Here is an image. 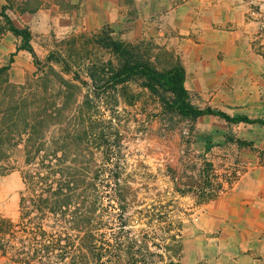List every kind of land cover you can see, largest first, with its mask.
I'll use <instances>...</instances> for the list:
<instances>
[{
	"label": "rangeland",
	"instance_id": "rangeland-1",
	"mask_svg": "<svg viewBox=\"0 0 264 264\" xmlns=\"http://www.w3.org/2000/svg\"><path fill=\"white\" fill-rule=\"evenodd\" d=\"M6 1V12L17 27L22 21H30L32 44L39 60L45 62L50 54L61 56L85 82L79 102L92 93L97 98L99 115L115 122L114 129H108L110 136L113 140L118 135L121 137L120 145L112 146L115 153L108 157L109 162L102 149L93 145V155L79 157L93 162L91 171L95 175L97 169L105 166L104 176L110 182L111 187L106 188L100 200L96 218H102L101 226L106 227V237L112 244V255L105 260L109 264H168L170 260L191 264V256H185L184 241L192 238L191 231L197 227L201 209L196 204L192 187L185 183L195 184L207 179L209 170L206 176L203 174L204 178L200 170L205 162L214 165V171L211 169L208 176L214 188L227 180L236 181V177L255 164L264 163V125L228 123L216 116L194 119L168 108L160 95L142 87L137 80L116 87L107 83L111 72L121 64L120 56L109 46L111 39L127 45L133 58L149 61L160 70L180 63L179 54L169 47V36L174 31L169 28L167 19L160 20V15L167 18L168 9L175 0H125L131 8L127 23L109 22L108 13L104 12L106 15H99L91 26L83 13L82 0ZM51 3H59L61 11L75 14L57 16V7H52ZM191 4L193 14L186 24L191 36L207 32L208 18L227 31L243 18L248 23V43L258 58L246 74H241L250 84L240 86L238 75L233 76L234 84L226 91H191V103L199 108H219L232 115L246 114L252 119L264 120V0H192ZM41 6L50 9L52 15L47 20L41 15L29 17L25 14H33ZM7 26L2 18L0 35L8 30ZM53 65L58 70L63 68L61 64L53 62ZM37 71L36 66L32 74ZM65 77L71 79L74 73L65 74ZM94 83L98 92H94ZM242 88L261 96L256 101L239 105L240 102L232 98ZM24 158L23 148H19L11 160V169L0 178V219L14 224L7 236L9 252L5 255L0 251V264H68L72 261L71 255L62 260L58 254L66 247L69 251L76 249L75 236H64L56 251L57 241L26 237L23 228L30 231L37 226L36 213L31 215L36 221L25 220L23 226L19 223L20 196L26 187L22 174L27 168ZM117 180L123 193L120 201L115 197ZM42 219L48 230H59L60 234L67 235L63 223L54 222L56 218L52 214ZM122 222H125L124 247L116 250L115 238ZM68 233L73 232L69 230ZM127 234L138 242H132ZM42 249L45 253L31 259L35 250L42 252ZM94 260L91 256L90 264H100Z\"/></svg>",
	"mask_w": 264,
	"mask_h": 264
},
{
	"label": "trees",
	"instance_id": "trees-1",
	"mask_svg": "<svg viewBox=\"0 0 264 264\" xmlns=\"http://www.w3.org/2000/svg\"><path fill=\"white\" fill-rule=\"evenodd\" d=\"M2 18L8 25L7 29L21 37L20 48L32 54L38 67V71L22 84L11 83L7 74L9 67H0V178L11 169V160L20 147L23 148L24 163L27 166L22 173L26 187L20 196L19 223L23 226L25 220L36 221L31 218L32 213H36L37 226L30 231L23 228L27 233L26 237L36 241H57L56 251L60 249L64 236H75L76 239H73L77 242L73 243L76 249L69 251L66 247L58 254L62 260L70 254L72 261L68 264H90L91 256L100 264H109L105 257H111L112 244L106 237V227L101 226L102 218L96 220L100 200L110 186L104 176L107 171L104 166L97 169L98 173L95 175L91 171L93 162L79 157L93 155V145L102 149L106 161L109 162L108 157L115 153L112 146L120 145V135L113 140L108 131L115 122L99 115L97 98L92 93L86 94L83 101L79 102L85 82L78 73L71 70L61 56L50 54L45 62H41L32 44L31 31L17 27L7 14L6 7L0 10V20ZM109 46L121 58L120 67L115 68L107 80L110 87L137 80L142 87L160 95L162 102L180 115L194 119L214 115L228 123L264 125L263 119H252L247 115L232 116L220 109L199 108L192 104L185 86L186 71L182 64L160 70L149 61L133 58L129 55L127 45L121 41L111 39ZM53 62L63 65V68L58 70ZM70 73H74V77L66 78L65 74ZM92 86L94 92H98V86L95 83ZM202 165V176L206 171L214 169L212 162ZM207 179L195 184L185 183L192 187L198 204L218 196V189L223 187L220 183L214 188ZM115 183V197L120 201L123 197L121 184L119 180ZM47 214L56 218L54 222L63 223L62 228L67 231V235L43 226L42 218ZM12 227L14 224L0 219V251L5 255L9 252L7 247L10 239L7 236L10 235ZM120 227L121 230L115 238L116 250L124 247L122 235L125 222ZM69 230L73 233H68ZM128 238L132 242H138L133 236ZM41 251L35 250L31 259L45 253L44 249ZM168 264L184 263L181 260H170Z\"/></svg>",
	"mask_w": 264,
	"mask_h": 264
},
{
	"label": "crops",
	"instance_id": "crops-1",
	"mask_svg": "<svg viewBox=\"0 0 264 264\" xmlns=\"http://www.w3.org/2000/svg\"><path fill=\"white\" fill-rule=\"evenodd\" d=\"M82 1L83 13L90 26L99 15L105 16L104 12L108 13L109 22L127 23L129 20L131 8L125 0ZM191 2L175 0L168 9L167 18L160 15V20L167 19L169 28L174 31L169 36V47L176 55L179 54L180 64L186 71L185 86L189 94L191 91H226L233 86V76L237 75V84H250L241 74H246L258 58L248 43V23L242 18L239 24L234 23L233 31H227L208 18L207 32L193 33L191 36L186 26L193 14ZM6 4V0H0V10ZM51 4L57 7V16L75 14L73 11H61L59 3ZM25 14H29V17L41 15L45 20L52 15L50 9L43 6L33 14ZM228 18L231 21L232 18ZM21 24L18 27H28L33 34L30 21H22ZM20 46L21 38L10 30L0 35V67H9L8 79L15 84L24 83L36 67L32 54ZM240 90L232 98L240 102L239 105L256 101L261 96L251 94L247 89ZM196 204L201 209L199 222L191 231L192 238L184 241L185 256H191V264H264V163L252 166L232 187L215 198Z\"/></svg>",
	"mask_w": 264,
	"mask_h": 264
},
{
	"label": "built area",
	"instance_id": "built-area-1",
	"mask_svg": "<svg viewBox=\"0 0 264 264\" xmlns=\"http://www.w3.org/2000/svg\"><path fill=\"white\" fill-rule=\"evenodd\" d=\"M238 178L239 177H236V181L238 180ZM236 181L234 180V181H225V182H223L222 184H223V187L222 188H220V189H218V194H221L222 192H224L226 189H228V188H230V187H232L235 183H236Z\"/></svg>",
	"mask_w": 264,
	"mask_h": 264
}]
</instances>
